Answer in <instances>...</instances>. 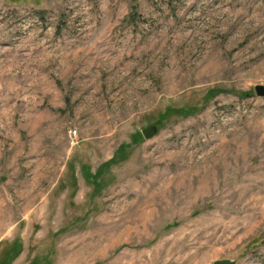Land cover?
<instances>
[{
  "label": "rangeland",
  "instance_id": "1",
  "mask_svg": "<svg viewBox=\"0 0 264 264\" xmlns=\"http://www.w3.org/2000/svg\"><path fill=\"white\" fill-rule=\"evenodd\" d=\"M258 85L264 0H0V264H264Z\"/></svg>",
  "mask_w": 264,
  "mask_h": 264
},
{
  "label": "water",
  "instance_id": "2",
  "mask_svg": "<svg viewBox=\"0 0 264 264\" xmlns=\"http://www.w3.org/2000/svg\"><path fill=\"white\" fill-rule=\"evenodd\" d=\"M255 90L257 96L264 97V85L256 86ZM143 134L147 139H152L157 134V127L152 126L150 128H147L143 131ZM214 264H236V262L229 259H223L215 261Z\"/></svg>",
  "mask_w": 264,
  "mask_h": 264
}]
</instances>
